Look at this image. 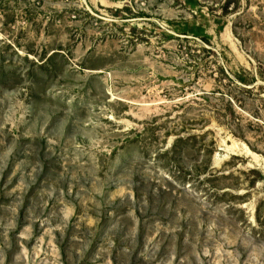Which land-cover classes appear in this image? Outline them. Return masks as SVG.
Wrapping results in <instances>:
<instances>
[{
  "label": "rangeland",
  "instance_id": "rangeland-1",
  "mask_svg": "<svg viewBox=\"0 0 264 264\" xmlns=\"http://www.w3.org/2000/svg\"><path fill=\"white\" fill-rule=\"evenodd\" d=\"M236 2L0 0V264H264V0Z\"/></svg>",
  "mask_w": 264,
  "mask_h": 264
},
{
  "label": "trees",
  "instance_id": "trees-1",
  "mask_svg": "<svg viewBox=\"0 0 264 264\" xmlns=\"http://www.w3.org/2000/svg\"><path fill=\"white\" fill-rule=\"evenodd\" d=\"M238 6H239V2H238V0H237V2L235 3V5L233 6L232 11L237 10V9H238ZM230 7H231V2H228V3L225 5L224 8H225V10H228ZM204 41L208 42L207 40H204Z\"/></svg>",
  "mask_w": 264,
  "mask_h": 264
},
{
  "label": "bare ground",
  "instance_id": "bare-ground-1",
  "mask_svg": "<svg viewBox=\"0 0 264 264\" xmlns=\"http://www.w3.org/2000/svg\"><path fill=\"white\" fill-rule=\"evenodd\" d=\"M228 151H229L232 155H235V153H234V152H235L234 147H231V148L229 147ZM248 154L251 155L250 152H249ZM217 157H218V156L216 155L215 160H217Z\"/></svg>",
  "mask_w": 264,
  "mask_h": 264
}]
</instances>
